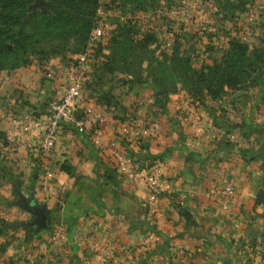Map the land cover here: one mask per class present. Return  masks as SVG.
<instances>
[{"label": "crops", "instance_id": "crops-1", "mask_svg": "<svg viewBox=\"0 0 264 264\" xmlns=\"http://www.w3.org/2000/svg\"><path fill=\"white\" fill-rule=\"evenodd\" d=\"M99 1L96 13L102 18L119 19L136 10L126 3L128 11L121 13L118 0ZM97 21L98 37L88 42L106 39L107 47L95 58L89 52L90 69L77 103L83 129L65 126L46 153L18 149L0 159V219L8 223L0 232V264H24L19 253L29 248L25 240L39 233H28L29 213L14 203L18 195H32L47 209L42 236L57 225L65 234L63 243L47 242L33 264H161L163 257L164 264H264V198L256 196L258 188L264 190V83L223 86L213 98L200 89L203 97L197 101L183 88L168 93L155 84L149 65L154 61H141L136 71L116 65L124 61L107 52L117 45L110 37L118 25L103 38ZM232 33L248 47L257 44L242 29L227 32ZM60 56L51 51L44 58L51 67ZM213 60L201 59L203 64ZM48 65L32 61L0 70V108L9 103L41 111L59 81L45 75ZM131 113L149 119L152 128L123 138L120 146L139 164L159 165L163 184L154 197L142 183L121 178L102 151L117 135V123ZM9 132L0 118V136ZM228 178L234 193L223 208L216 190ZM40 181L45 189L38 187ZM81 218L93 221L104 249L80 238Z\"/></svg>", "mask_w": 264, "mask_h": 264}, {"label": "rangeland", "instance_id": "rangeland-1", "mask_svg": "<svg viewBox=\"0 0 264 264\" xmlns=\"http://www.w3.org/2000/svg\"><path fill=\"white\" fill-rule=\"evenodd\" d=\"M261 4L264 5V0H172L169 3L166 0H145L144 8L140 7L135 12L126 14V22L133 27L129 35L131 38L129 36V38L126 37L122 29L118 28L117 33L119 35L115 36V38H120V41L123 42L121 48L116 45V47L107 52V55H110L109 57L112 56L116 60H123L124 62L122 63L116 61L117 65L119 64V66L133 71L140 67V63L143 60H146V62L154 61L153 65H149L154 68L153 72L156 76L157 82L155 84L157 86H160L168 93L176 91L177 87L183 88L186 97L191 98V101L193 99L197 101L203 95L195 93L194 87H189L188 83H192L195 80L192 76L194 73L192 68L198 69L197 67L203 63L201 59L205 56L208 59L216 57V60H218L227 46L222 47L220 44L227 43L229 38L240 40V36L236 33L227 34L230 29L233 32L235 28L242 29L245 32L244 36L249 41L257 43L256 46L262 45L261 40H264V11L257 12V15L251 21H246L243 17V13L247 8H257ZM170 8L178 9V12L171 14L168 11ZM97 20L102 23L103 38L110 33L112 34L114 31L111 29L117 25L120 27L117 21L122 22L113 14H107L102 18L100 14L96 13L94 27L98 23ZM126 22L123 23V27L125 26L124 30L127 27ZM127 29L129 30V28ZM128 39L133 40L131 44ZM88 41L89 38L85 40L83 47L74 46L71 41H68V48L64 49H57L50 44L43 45V43L41 47H44L45 51L50 49V52L54 50L61 55L60 63H56L57 65L66 63L69 56L83 50H88L94 58L96 53H106L102 52V49L107 47L106 39H103V42L98 44ZM251 48L248 47V50ZM126 58L128 59V65H125ZM183 58L188 61V66L182 64L181 59ZM32 61H36V59H32ZM40 62V64L46 66L49 59L43 58ZM1 70L9 71L7 69ZM119 70L120 68L116 69V71ZM221 74L222 68L216 72L217 82L223 78H221ZM210 75L212 74L209 71L207 80ZM229 75L228 77H236L234 71H230ZM116 80L115 83H118L119 79L117 78ZM246 82L248 81L245 80L244 84H247ZM259 82L264 83V81ZM133 115L134 113H131L129 117ZM44 229L39 230V233L33 237L36 239L43 238L41 233L44 232ZM2 241L1 238L0 246ZM26 244H33L32 237L25 240Z\"/></svg>", "mask_w": 264, "mask_h": 264}, {"label": "built area", "instance_id": "built-area-1", "mask_svg": "<svg viewBox=\"0 0 264 264\" xmlns=\"http://www.w3.org/2000/svg\"><path fill=\"white\" fill-rule=\"evenodd\" d=\"M98 9V8H97ZM169 13L174 14L178 9L170 8ZM264 5L247 8L243 17L246 21H251L257 12H263ZM119 19L124 21L126 16L119 15ZM98 29L92 28L89 38L98 37ZM89 51L83 50L72 55L69 60L60 65L51 66L45 69V75L50 78L59 79L56 89L50 93L45 107L41 111L32 109H19L14 104L5 103L0 108V118L5 120L10 128L8 135L0 137V159L7 158L18 149L35 150L41 153L48 152L54 145L57 136L67 125L76 130L84 127L83 111L78 109V101L82 96V89L87 80L90 69ZM152 124L149 119H138L130 116L124 121L117 123V135L109 138L102 146L103 153L111 159L116 171L126 181L132 183H142L145 189L154 197L161 185L160 167L154 162L139 164L133 157L120 146L124 139L138 137L139 134L150 130ZM94 141H96L94 139ZM38 187L45 189V184L40 181ZM36 187H33L35 190ZM220 197V205L226 208L231 202L234 193V183L232 178H228L223 187L216 190ZM79 236L86 239L89 245L98 250L105 248L101 245L94 231L93 221L89 218H81L77 222ZM49 241L63 243L65 234L60 225L51 228L46 236L36 239L32 237V245L27 251H21L19 256L24 258V264H33L41 249ZM66 246L63 247L65 252ZM167 262L163 257L161 264Z\"/></svg>", "mask_w": 264, "mask_h": 264}, {"label": "trees", "instance_id": "trees-1", "mask_svg": "<svg viewBox=\"0 0 264 264\" xmlns=\"http://www.w3.org/2000/svg\"><path fill=\"white\" fill-rule=\"evenodd\" d=\"M32 1L0 0V70L15 69L31 63L32 59H36L40 64V61L50 52V49L45 51L44 47H41L42 43L43 45L50 44L57 49H64L68 48V41H71L72 45L83 47L85 40L89 38L90 30L94 27L96 10L101 5L99 0H45V6L32 9L29 6ZM166 1L169 3L172 0ZM113 2L114 0H110V3ZM144 2L145 0H118L115 6L119 7L121 13H124L128 11L124 8L126 3L130 4L133 10L144 8ZM126 20L127 18L118 23L120 27H117L121 28L128 37L132 32V27ZM124 22L127 25L125 30ZM110 40L121 48L123 42L120 38L112 36ZM128 40L131 44L132 40ZM261 42L262 45L252 46L248 50L246 43L229 38L218 60H213L210 64L201 63L198 69L192 68L194 72L192 76L195 80L188 83L189 87H194V92L197 94L200 93V89H204L205 93L213 98L220 95L223 86L233 89L248 83L259 84V81H264V76H262L264 75V70H262L264 68V40ZM181 60L182 64L188 66L186 59ZM221 68V78H223L217 82L216 72ZM209 71L212 75L207 80ZM230 71H234L235 78L228 77ZM245 80L248 81L247 84H244ZM6 227L8 223L0 219V232Z\"/></svg>", "mask_w": 264, "mask_h": 264}, {"label": "water", "instance_id": "water-1", "mask_svg": "<svg viewBox=\"0 0 264 264\" xmlns=\"http://www.w3.org/2000/svg\"><path fill=\"white\" fill-rule=\"evenodd\" d=\"M45 4V0H33L29 6L32 9H35V7L38 6H45ZM256 196L264 198V190L262 188H258L256 191ZM14 203L29 213V219L24 222L29 234L35 233L47 227V209L45 208L44 204L36 202L32 195L27 197L18 195Z\"/></svg>", "mask_w": 264, "mask_h": 264}]
</instances>
